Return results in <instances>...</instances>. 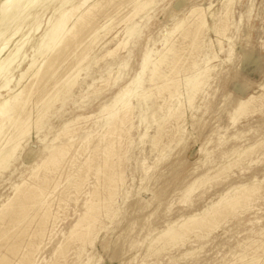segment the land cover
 Returning a JSON list of instances; mask_svg holds the SVG:
<instances>
[{
  "label": "bare ground",
  "instance_id": "6f19581e",
  "mask_svg": "<svg viewBox=\"0 0 264 264\" xmlns=\"http://www.w3.org/2000/svg\"><path fill=\"white\" fill-rule=\"evenodd\" d=\"M223 1L218 12L210 10L211 4L206 8L192 7L187 15L178 19L168 30V37H164L161 50L146 51L142 73L146 74L149 87L145 88L141 79L135 77L131 83L121 88L103 106L104 111L99 119L101 126L98 121L93 120L88 124L90 118L96 116L88 113L67 119L49 139L48 136L52 132L50 118L58 115L66 100L80 88L82 70L99 60L98 53H93L95 46L110 33L109 41H113L117 35L112 36L116 23H123L125 36L115 47H106L101 57L116 55L118 49L125 48L129 41L137 36L139 22L135 18H141L142 13L146 14L152 9L155 0H0V170L9 166L23 143L29 146L25 153L30 157V162L33 161L29 177L13 184L12 195L0 204V264H42L45 259L41 258V252L45 251V247L51 244L53 239L57 240V235H61V238L53 241V257L43 264H67V254L75 243L78 244V256L87 250L86 246H94L99 230L103 227V219L108 218L111 221L117 215V196L120 190L129 192L125 186L124 164L128 147L135 141L130 134L136 117L135 103L138 107L145 104L147 108L152 102L150 105L154 110L151 117L155 116L157 108H165L163 116L154 119L157 126L152 135H148V127L137 135L140 142H144L148 137L152 149L164 157L162 152L165 148L173 141L180 143L186 133V114L181 97L184 94L186 96L189 106H184L186 110L194 109L196 94L204 93L209 80L218 75V72L213 74L216 66L212 65V61L217 55L211 50V40L207 41V32L213 30L220 45L223 39L229 41L228 53L232 52L228 30L232 23L235 0ZM181 4L178 0L174 6L179 8ZM125 8L128 12L116 18ZM48 10L52 12L45 21L46 26L30 46L32 55L28 66L26 69H18L26 53L25 43L29 40L30 33L40 29L41 18ZM209 16L213 19L212 26L208 23ZM101 18L102 21L99 20ZM175 32H179L177 40L171 38ZM107 42L105 40L103 43L106 45ZM203 50L205 52L202 53ZM202 59L204 66L201 69L198 63ZM185 60H188L187 64ZM120 64L127 65L124 61ZM16 69L19 76L13 79ZM112 73L110 68L107 77L100 79L102 83L96 85L95 81L90 84V90L86 94L98 95L115 85L121 75L119 72L115 76ZM260 85L264 87V84ZM159 99L162 100L160 104L157 103ZM262 105L264 91L238 99L230 113L232 124L235 126L241 116L254 114L258 111V106ZM146 108L144 110H147ZM142 112L139 111L138 117L141 122L147 123L149 117L144 116ZM167 123L170 130L167 129ZM45 126L50 127L48 133L44 132ZM239 133L237 131L232 138L237 137ZM166 134L168 138L165 137V142L163 137ZM242 134L244 135L243 132ZM222 137L220 136V139ZM208 142L209 140L207 144ZM32 143H36V148L30 146ZM261 145H264V138L247 146L235 145L227 151H222V158L225 157L226 160L213 168L214 173L229 170L234 163L255 152ZM129 149L131 151L130 147ZM206 158L208 159V156ZM255 159L251 161L254 162ZM142 166L145 176L141 178L140 187L144 188V182L150 177L148 172L151 167L147 166L145 160L142 161ZM212 175V172L207 170L184 183L185 186L181 189L182 192L180 191L181 202H190L191 195L201 186H206L205 184L212 180ZM228 187L222 194H217V200H210L201 209L166 221L168 223L162 229L155 234H148L146 255H156L163 249H168V246L184 242L185 239L189 242L190 234L199 236L203 231L204 234H209L226 221L227 216L239 215L238 213L243 212L241 210L251 209L253 201L255 203L256 199L264 198V176ZM80 198V209L76 208L79 210L77 214L74 213L75 219L73 217V222L66 227L68 230L63 232L59 226L62 215L60 212L68 209L66 207L70 202H79ZM239 225L245 224L239 222ZM255 234L262 236L264 228L257 229ZM256 236L238 244L242 248L239 250L241 252L235 255L236 259L231 264H264V241ZM223 239L225 242L226 237ZM199 248L188 249L183 255L192 257ZM91 259L88 256L81 264H90Z\"/></svg>",
  "mask_w": 264,
  "mask_h": 264
},
{
  "label": "rangeland",
  "instance_id": "374dc122",
  "mask_svg": "<svg viewBox=\"0 0 264 264\" xmlns=\"http://www.w3.org/2000/svg\"><path fill=\"white\" fill-rule=\"evenodd\" d=\"M176 1L178 0H155L152 9H149L146 14L142 13L141 18H139V16L135 18L136 21L139 22L137 36L132 38L125 48L118 49L116 55L102 58L101 56L105 53L106 47H115L117 42L125 36L123 33V23L118 22L120 25L116 23L115 29L112 32V36L117 34L114 40L111 42L109 41L111 38L110 33L95 46L93 53H98L97 56L99 60L91 63V65L82 70L79 79L80 88H77L72 96L66 100L58 115L50 118L49 122L52 125V132L48 136L49 139L53 137L58 128L67 122V119L75 118L80 115L88 113L96 114L92 119L90 118L88 124L93 120L98 121L97 123L101 126L99 119L102 117L104 111L103 106L108 102L109 98L116 95L121 88L131 83L135 77L141 79L145 88L149 87L147 76L142 73V64L145 59L146 51L149 49L161 50L164 37H168V30L174 26V23L178 19L187 15L192 7L199 6L206 8L211 4L210 10L212 12H218L224 2L223 0H179L182 4L177 8L174 6ZM51 12V10H48L45 15L42 16L40 29L30 33V38L25 43L26 53L23 56V61H20L21 65L18 69H26L28 66L29 59L32 55V48L30 46L39 36L41 29L46 26L45 21L48 16H50L49 14ZM121 12L122 13L117 15L116 18L127 13L128 9L125 8ZM232 14V23L228 30L232 52L230 54L228 53L229 41L223 39L220 45L215 32L213 30L207 32V41L211 40V50L217 55L212 61V65L216 66L215 71L213 70V74L218 72V75L209 80L204 93L196 94L194 99L196 107L194 109L186 110V108H189L186 96L184 94L183 97H181L183 99L181 100L183 101V108L186 114V133L180 143L173 141L168 145V148H165V151H163L164 153L162 152L164 157L161 156L157 150L152 149L153 147H151L148 137L144 139V142H140L137 135L139 132H144L147 127L148 135H152L157 126L154 119H159L160 116H163L165 108L161 110L157 108L155 116L151 117V113L154 110V107L151 106L152 102L149 103L147 108L145 104H142L141 108L135 103L136 109L134 112L136 117H134L133 120L134 128L130 132L135 141L133 145H129L131 151L128 147V152H130L126 153L124 164L126 178L125 186L128 188L129 192L127 193L120 190L117 196V215L111 221L108 218L106 220L105 218L103 219V227L100 228V233H98L97 240H95L93 247L89 245L88 247L86 246L87 250L79 256L76 254L78 244L75 243L70 247V251L68 252V254H70H67V264H81V262L86 261L88 256L92 258L90 264H155V262L157 264L159 262V264H231L236 259L237 253L241 252L239 250L242 248L238 246V244H242L248 238L256 236L255 231H257V229L261 227L264 228V198L262 197L255 200V203L258 205L253 201L251 209H246V211L241 210L243 212L238 213L239 215L234 217L230 215V217L227 216L226 221L222 222L220 224L221 227L219 226L216 228L217 230H213L214 232L211 231L209 234H204L205 232L203 231L199 236L190 234L191 237H188L189 242L185 239L184 242L181 241L179 242L180 244L177 243L176 246H168V249L165 248L162 250L163 252L160 251L156 255H150L148 253L146 255V236H149L148 234H155L156 231L162 229L169 221L174 220L182 214L192 213L195 210L203 208L210 200H217L219 197L218 195L226 191L229 185L234 186L244 182L248 183L252 179H261L264 176V145L259 146L255 152H253L254 156L253 153H251L252 155L250 154L246 156L247 158H243L244 161H242V159L234 163L229 170L227 169V171L225 170L219 174L213 171V168H216L215 166H219L226 160L224 159L225 157L222 158V151H227L235 145L247 146L264 138V105L261 107L258 106L259 109L258 111L256 110L257 112L255 111L254 114L249 113L250 115L247 114L245 115L246 117L241 116L235 123V126L230 120V113L238 99L245 98L252 93L259 94V92L261 93V91H264V87H260V84H264V0H235ZM209 17L208 23L212 26L213 19ZM99 20L102 21L103 19L101 18ZM178 33L179 32L173 33L174 35L172 34L171 38L177 40L179 37ZM105 40L108 41L106 45L103 43ZM204 50L202 53L205 52ZM123 61L127 63L126 66L120 64V62ZM185 62L184 63L187 64L188 60H185ZM198 64L202 69L204 66L203 59ZM110 68H112V74L114 76L116 73H120V80L110 88L108 87V89L104 90L101 94L96 95L89 93L87 95L86 93L90 90L89 87L92 83L97 81L95 84L100 85V83H102L100 79L107 77V71ZM18 76L19 71L16 69L13 79L18 78ZM182 90L184 91L185 89ZM3 93H5V91ZM160 100L161 99L157 100L158 104L162 102V100ZM57 106L59 107V104ZM145 108L147 110H144ZM139 111H143L142 113L144 116L149 117L151 121L153 119V121L151 122L148 119L147 123L146 121L141 122L138 117ZM230 124L233 127H231ZM48 126L44 128L45 133H48V129L50 128ZM169 127L170 125L167 123L168 130H170ZM167 129L166 131H168ZM237 131L240 132V135L238 134V136L233 139L232 136H234ZM220 136L223 137L220 139ZM165 137L168 138L167 134L163 137V140L166 142L167 139H165ZM238 137H240L239 140H237ZM208 140L209 142L207 144ZM30 146L36 148V143H32ZM203 148L205 149L203 150ZM27 149H29V146L23 143L18 148L16 156H13L14 158L11 159L9 166L0 170V204L8 196L12 195L13 184L19 183L23 179L29 177L30 166H32L33 161L30 162V157L26 155L25 152ZM207 156L208 159L206 158ZM259 156H261L260 159L258 158ZM251 159H255L254 162L251 161ZM143 160H145L147 166L151 168L148 172L150 177L144 182V188H141V178L145 176V171L142 166ZM207 170L212 172V180H209V182L205 184L206 186H201L200 189L195 191L191 195L190 202H181V189H183L185 184L198 174ZM259 199H262L263 202ZM79 200V202H70L66 207L68 209H64L65 211L60 212V215H62L60 216L61 220H59V226L63 232L68 230L66 227H69L70 223L75 219L80 209L79 205L81 204V198ZM74 213L76 214L74 215ZM240 218L243 219L240 220ZM249 221H251L250 224ZM239 222L245 225H239ZM107 225L109 227H106ZM252 229H254V231ZM247 234H250L251 237L247 236ZM201 236L206 237L201 239ZM225 237L226 239L224 242L223 238ZM60 238L61 235H57L55 239L58 240ZM199 238L200 240H198ZM256 238L264 241V234L262 236L257 235ZM57 240L53 239L55 242ZM133 240L135 242H133ZM53 241L45 247V251H42L43 253L41 252V258L44 257L45 259L43 263L47 260H51L50 258L53 257L52 247L55 244ZM172 247L175 248L172 249ZM227 247L230 249L232 248V250H229ZM191 248H199L196 253L200 257H197L196 253H194L192 257L183 255L186 250ZM200 250L201 252H199ZM203 250L205 252H202ZM201 255L203 256L201 257ZM233 255H236L235 258ZM11 259L13 258L11 257ZM171 260L172 262H169Z\"/></svg>",
  "mask_w": 264,
  "mask_h": 264
}]
</instances>
